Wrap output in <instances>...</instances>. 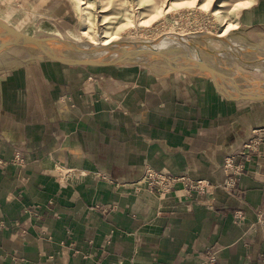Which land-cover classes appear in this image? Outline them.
I'll use <instances>...</instances> for the list:
<instances>
[{
    "label": "crops",
    "instance_id": "obj_1",
    "mask_svg": "<svg viewBox=\"0 0 264 264\" xmlns=\"http://www.w3.org/2000/svg\"><path fill=\"white\" fill-rule=\"evenodd\" d=\"M234 29L213 74L0 51V264H264V142L223 170L264 129V2ZM149 169L213 188L158 194Z\"/></svg>",
    "mask_w": 264,
    "mask_h": 264
},
{
    "label": "rangeland",
    "instance_id": "obj_2",
    "mask_svg": "<svg viewBox=\"0 0 264 264\" xmlns=\"http://www.w3.org/2000/svg\"><path fill=\"white\" fill-rule=\"evenodd\" d=\"M262 2L264 0H0V18L31 36L56 37L81 44L99 41L103 35H116V42L173 41L167 42L168 45L165 42L162 48L168 55H190L202 62H212V56L220 57L221 50L234 53L238 48L234 45L239 42L234 29L239 14ZM227 27L231 29L225 36H219ZM13 49L21 56L33 51L22 46ZM136 61L163 64L150 56H141Z\"/></svg>",
    "mask_w": 264,
    "mask_h": 264
},
{
    "label": "water",
    "instance_id": "obj_3",
    "mask_svg": "<svg viewBox=\"0 0 264 264\" xmlns=\"http://www.w3.org/2000/svg\"><path fill=\"white\" fill-rule=\"evenodd\" d=\"M0 51L10 49L16 46H22L43 54L44 56L70 65V66H89L99 67L112 64L132 63L141 56H150L153 59H159L164 66L170 70L179 72L193 70L195 68L213 74L214 69L195 62L197 65L185 68H176L174 66V56L168 55L163 51L160 41L150 40H134V41H117L108 45L86 46L81 43H74L69 40L48 37L40 38L28 35L20 31L12 23L0 18ZM104 53L103 58H97L98 55ZM69 54L80 55L73 57ZM115 54H119L117 58H110ZM189 60L192 58L186 56ZM195 61V60H194ZM146 63V62H143ZM150 64V63H148Z\"/></svg>",
    "mask_w": 264,
    "mask_h": 264
},
{
    "label": "built area",
    "instance_id": "obj_4",
    "mask_svg": "<svg viewBox=\"0 0 264 264\" xmlns=\"http://www.w3.org/2000/svg\"><path fill=\"white\" fill-rule=\"evenodd\" d=\"M264 129H256L254 136H252L236 154L226 157L223 163V170L229 174L227 184L231 188L236 185L237 176L242 172V165L239 164V159L249 150L258 149V145L264 142ZM144 182L148 188L158 194H167L175 189L179 184L183 185L187 192H201L208 193L209 189L213 188L205 180H192L188 176H176L168 171L149 169L144 177ZM261 226L264 231V221H261ZM206 259L209 264H218L216 251L209 250L206 252Z\"/></svg>",
    "mask_w": 264,
    "mask_h": 264
},
{
    "label": "bare ground",
    "instance_id": "obj_5",
    "mask_svg": "<svg viewBox=\"0 0 264 264\" xmlns=\"http://www.w3.org/2000/svg\"><path fill=\"white\" fill-rule=\"evenodd\" d=\"M231 28L230 27H227L222 33H220L219 34V36H225V34L230 30ZM88 32V31H87ZM171 33V32H170ZM183 36H184V33H183ZM103 38L102 39H100L99 41H89V43L88 44H84V45H86V46H94V45H108V44H111V43H113V42H116V40H117V36L116 35H114V36H111V37H106L105 35H103L102 36ZM170 38V37H169ZM175 39V38H174ZM1 40V39H0ZM166 42V44H167V42L168 43H170V42H173V41H165ZM165 42H163V41H161V46L162 47H164V45H165ZM185 43V42H184ZM168 45V44H167ZM194 46V45H193ZM196 53V52H195ZM103 56H105L104 55V53H102V54H100V55H98L97 56V58H103ZM119 56V54H115L114 56H113V58H117ZM184 57V56H183ZM173 58H175V60H174V62L176 63V57H173ZM196 57H194V56H192V59H193V62H194V60L195 61H198V59H195ZM187 62V61H186ZM183 63V62H182ZM189 63V62H188ZM180 64V63H179ZM194 65H196V64H194ZM186 66V65H185ZM186 67H188V66H186ZM259 93V92H258ZM257 93V94H258ZM260 94V93H259Z\"/></svg>",
    "mask_w": 264,
    "mask_h": 264
}]
</instances>
